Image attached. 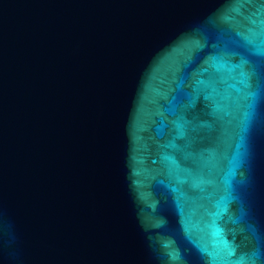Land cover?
<instances>
[{
  "label": "water",
  "instance_id": "95a60500",
  "mask_svg": "<svg viewBox=\"0 0 264 264\" xmlns=\"http://www.w3.org/2000/svg\"><path fill=\"white\" fill-rule=\"evenodd\" d=\"M0 264H264V0H0Z\"/></svg>",
  "mask_w": 264,
  "mask_h": 264
}]
</instances>
